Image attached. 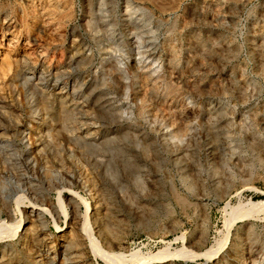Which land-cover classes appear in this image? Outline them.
<instances>
[{
    "label": "rangeland",
    "instance_id": "374dc122",
    "mask_svg": "<svg viewBox=\"0 0 264 264\" xmlns=\"http://www.w3.org/2000/svg\"><path fill=\"white\" fill-rule=\"evenodd\" d=\"M154 1L70 0L52 34L28 13L43 0H0V225L30 211L28 202L48 208L44 230L23 243L24 229L1 234L0 263L35 264L31 249L54 264H123L93 253L81 198L93 206L92 238L126 264L205 251L227 235L231 208L264 201V0ZM29 186L42 200L28 198ZM61 189L67 215L54 219ZM95 190L109 196L114 219L93 205ZM250 222L259 236L252 258L264 263L260 210L236 221L240 249L230 235L220 264H241ZM148 264L214 263L190 255Z\"/></svg>",
    "mask_w": 264,
    "mask_h": 264
},
{
    "label": "bare ground",
    "instance_id": "6f19581e",
    "mask_svg": "<svg viewBox=\"0 0 264 264\" xmlns=\"http://www.w3.org/2000/svg\"><path fill=\"white\" fill-rule=\"evenodd\" d=\"M60 1L64 5V9H62V10L61 9L57 10V5H56L57 4V0H55V1L54 0H50V3H49L48 0H46V1L43 0V3H45V4L41 5L39 8H37L33 3H30L28 5V7H27L28 8V13H30V16H32V17L34 15H37V16L42 17V19H41V25L44 28H46L49 31H51L50 33L56 34L55 33L56 32V26H55V22H54V14L56 12H59L65 19H68L69 18V11H68L69 9H67V6L68 7L70 6L69 5V1L70 0H60ZM10 43L11 42H9V44H8V48H9V46H11ZM25 43L27 44L28 41L25 40ZM40 55L43 56L44 55L43 52H40ZM75 58L73 57V58H71V60H73V62H75ZM169 90H172V89H169ZM98 109H99V107H98ZM124 163H125V166H123V167H125V169L129 173L134 174V176H135V171H136L135 165L133 163H130L128 160H125V159H124ZM26 167H28V165H26ZM126 170H125V172H126ZM213 170H215V169H213ZM213 172H215V171H213ZM82 183H83V186H84L85 185L84 184L85 181L83 180ZM85 189H86V191L88 193V196L90 198L93 197V195L91 194V189H89V186L88 185H85ZM62 192H63L62 189L57 192V195H58L57 196V201H58L57 206H55L53 204L50 205V207L52 208L50 210L51 211L53 210V213L51 212V214L53 215L54 219H55V216L54 215L58 214V210L59 209L61 210L60 211L61 213H63L65 216L67 215L66 212H65V210H64V204H63V201L64 200H63V198L61 196V195H63ZM75 194H76V192L73 193L71 191V193L68 194L67 201H68V204H70L75 209V212L74 211L73 212L75 214H77V209H78V206L79 205H78V201L76 200L77 197L74 196ZM31 196L34 197V198L35 197L36 198H39V200L40 199L42 200V198L40 196V192L37 190V187H34V186L31 187V186H29L28 198L31 197ZM26 197L27 196H25V198ZM94 198H95V200H94L93 205L95 203L97 204L98 201H101L103 203V204L102 203L101 204L103 205V207L105 208V211L107 212V214H106L107 217L109 219H112L113 218V215L111 213L112 206H111V202H110V199H109V196L107 195V193L104 190H102V191H100V190L99 191H96L95 190V197ZM179 199L181 201L183 200L182 198H179ZM81 200L84 203V207H85L84 220H83V223H82V227L81 228L83 229V232H85V236L90 241V244H91L90 247H91L93 253L99 254L103 259L106 260V262L108 261L110 263H120L122 261L123 264H126L127 260L122 259V256H120L118 254H112V253L110 254L108 252H104L101 249L102 247L98 246V244L92 238V236H91V234L89 232L90 221H88V218L90 217V212H91L93 206H91L90 201H87L84 198H81ZM28 201H29V199H28ZM28 204H30V206H29L30 207V211L25 210V212L22 213L21 218L19 220H17L16 222H14V224H10V225L7 226L4 223L3 224L1 223L2 226L0 225V236H1V234H6L4 232L6 229H7L8 233H11L13 235H16V234L19 235V232H21V230L24 229L23 232L20 234V242L23 243V241H26L25 238H26L27 234L28 235L29 234L34 235V234H37V232L38 233L39 232L41 233L44 230V228H45V221H44L45 220V216H44V214L46 212H48V210H47L48 208L47 209H44L45 207L41 208L40 206H38L36 204V202H28ZM98 208H97V210H99ZM260 210H264V201H259V200L258 201H249V202H247L245 204L244 203L243 204H239L238 206L231 208L230 209V212L228 214L229 216L227 215L228 218L226 219V222H225V226H226V229H227V235L225 237L222 236L223 238L221 237L219 240L217 239L218 241H216L213 245H211V247H208L205 251L203 250L200 253H196L195 254V252H194V254L193 253L191 254L187 250L182 249V250H180L178 252H175V253H165V252L164 253H159V255L157 257L155 256L153 258H147V257L134 258V257H131L130 260H128V261L129 262L133 261L130 264H148L153 259H163V258L171 257V256H185V257H190V255H191V257H192V256H203L204 255V257L206 256L208 259H212V262L214 264H220V262L222 261V259L220 258V256H217V255H218V253L221 254V251H222L223 247L229 241V236L233 234L232 233V230L234 229V225H235L236 221L237 220H245L246 221V219H251L252 217L253 218H256V216H257V214L259 213ZM32 213L34 214L35 217L32 216V217H34V219H32V220L30 219L29 222H30V224H31V222H33L34 225L31 228L32 229L31 230V233H29V232L26 233V231L28 229V226H26L24 228V225H25L24 219H27L28 218V215L29 214H32ZM96 213H97V211H96ZM29 216H31V215H29ZM56 220H57V218H56ZM22 221H23V225L21 224ZM56 222L57 221H55V223ZM245 224H247V223H245ZM57 227H58V232H59L61 230V227L59 225H57ZM244 234L246 235V244H245V247L242 250V252H240V251H239L240 253L238 252L239 255L236 254L239 257V261L241 260V264H264V263H260L261 262L260 260H258L256 258H252V255L253 254H252V249H251V246H252L251 243L253 241L256 242V243L258 242L257 239H252L251 238V237L254 238V237H257L258 236V235H256V224L250 222L249 225L248 224L245 225ZM76 235H78V233H76ZM232 236H234L233 245H232L233 247L232 248L233 249H240V243H238L239 241H237V240H240V234L239 233H235ZM29 239H30V237H29ZM30 241L32 242V240H29L28 241V244L31 243ZM250 241H251V243H250ZM84 247H86V246H84V245L81 246V248H84ZM29 250H30V252L28 251L27 253H25V255L27 254L29 258H32L35 264H54L55 263L54 262L55 256H53L52 258H50V256H48V255H44V254L43 255L42 254L40 255V254H38L39 256H42V258H40V259L37 260L35 256H38V255H35V253L33 255L32 252H31V249H29ZM64 250H65L64 257H63L64 258V261H68L69 260V256H67L68 254L66 253L67 250H69L68 245H66L64 247ZM12 262H13V259H12V257L9 256V258H7L5 261L1 262L0 264H12ZM159 262H160V260H159ZM224 264H229L226 259L224 260Z\"/></svg>",
    "mask_w": 264,
    "mask_h": 264
}]
</instances>
